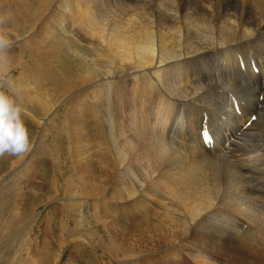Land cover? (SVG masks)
<instances>
[{"label":"bare ground","instance_id":"obj_1","mask_svg":"<svg viewBox=\"0 0 264 264\" xmlns=\"http://www.w3.org/2000/svg\"><path fill=\"white\" fill-rule=\"evenodd\" d=\"M0 2L14 32L28 29L15 67L21 86L45 93L51 84L56 96L71 97L62 130L75 177L94 201L86 221H98L118 247L134 250L132 232L158 221L161 238L147 235L156 248L183 243L201 264L208 253L226 264H264V0ZM63 55L87 69L68 78ZM134 73L131 87L121 80ZM125 110L136 120L127 127ZM203 115L212 149L199 137ZM67 195L58 200L77 214Z\"/></svg>","mask_w":264,"mask_h":264},{"label":"rangeland","instance_id":"obj_2","mask_svg":"<svg viewBox=\"0 0 264 264\" xmlns=\"http://www.w3.org/2000/svg\"><path fill=\"white\" fill-rule=\"evenodd\" d=\"M2 5L0 2V15H5L8 19L6 24L0 27L6 29L7 35L13 40V46L8 50L4 62L0 61V82L6 80L8 76L12 78L16 92L10 94L15 96L25 110L23 119L28 128L30 150L17 156L7 154L0 156V264H168L176 260L178 262L180 259H183L181 263L186 260L187 264H201L198 255L192 257L182 251L183 243L175 242L156 248V236L151 238L148 236L157 234L161 238L157 230L158 221H147L152 224L141 222V228L137 232H132L127 241H134L132 243L134 250L128 248V243L122 245L120 241L122 247H118L111 235L97 223L98 221H91L92 219L86 221L89 210H94L92 206L94 201L85 197L84 187L76 178L78 173L72 167L69 157L71 141L62 130L65 126L63 115L71 97L56 96L55 88L51 84V88L49 86L45 93L39 90L32 91L29 86H21L24 83L20 79L21 72L15 67L16 63L23 62L20 59L23 53H19V47L26 39L28 29L22 27L19 33L14 32L12 22L6 14L7 10L5 11V6ZM30 13L34 15V8L30 10ZM26 25L30 26V23ZM75 32L76 30L73 34ZM82 39L85 40V36L78 41ZM73 42L77 44V39ZM82 43L86 45L84 41ZM250 57L252 58V56L248 58ZM77 61L74 59L68 61L67 56H61V63L66 62L61 68L67 69L68 78H75L78 74L81 65L74 63ZM86 69V66L81 67L82 72ZM135 74H128L126 79L121 80L129 83L131 87ZM25 75L27 77L32 75L29 67H26ZM32 83L33 78L28 84ZM152 85L158 88L153 82ZM0 90L6 91L7 84H2ZM18 90L23 91V94H17ZM87 91L91 89L87 88ZM130 94L132 96V92ZM140 114V112L137 113V115ZM123 122H126V127L136 122L133 112L125 110ZM28 172L31 181L28 179ZM69 185L70 191H66ZM68 193L75 200L74 204L78 207L77 214L73 210L74 205L69 207V213H67L66 205L58 200V198H66L65 200L69 201ZM48 198L51 200L47 201ZM103 212L107 213L106 209L103 208ZM82 217L83 221L76 222ZM244 222L250 223V221ZM128 223L127 231L134 225L131 222ZM72 231H74L73 234ZM236 232L233 231V237L236 236ZM201 255L207 260V264H226L224 261L219 262L215 259L213 254L208 253L205 257L204 254Z\"/></svg>","mask_w":264,"mask_h":264},{"label":"clouds","instance_id":"obj_3","mask_svg":"<svg viewBox=\"0 0 264 264\" xmlns=\"http://www.w3.org/2000/svg\"><path fill=\"white\" fill-rule=\"evenodd\" d=\"M8 17L0 15V26L7 22ZM13 46V40L7 35L6 29L0 27V61L6 59L8 50ZM7 84V90H0V156H17L30 150L28 128L23 119L24 108L13 95L12 78L0 82ZM13 93V94H10Z\"/></svg>","mask_w":264,"mask_h":264}]
</instances>
